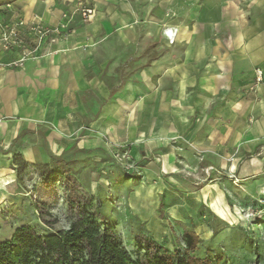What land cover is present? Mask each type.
<instances>
[{
    "label": "crops",
    "instance_id": "obj_1",
    "mask_svg": "<svg viewBox=\"0 0 264 264\" xmlns=\"http://www.w3.org/2000/svg\"><path fill=\"white\" fill-rule=\"evenodd\" d=\"M76 1L84 2L0 0L11 5L0 23L55 25ZM155 1L91 0V20L76 16L74 29L46 39L37 58L0 67V200L19 179L20 161L31 176L74 148L95 158L105 138L158 148L137 192L169 185L162 161L167 171L200 154L264 198V0H196L194 11L175 7L174 16L172 0H157L156 10ZM19 57L0 49V61Z\"/></svg>",
    "mask_w": 264,
    "mask_h": 264
},
{
    "label": "rangeland",
    "instance_id": "obj_2",
    "mask_svg": "<svg viewBox=\"0 0 264 264\" xmlns=\"http://www.w3.org/2000/svg\"><path fill=\"white\" fill-rule=\"evenodd\" d=\"M81 3L92 7L95 16L96 8L91 0L76 1L63 12L58 24L49 26H58L64 14H71ZM160 5L156 0L155 10ZM0 6L3 10L11 5ZM175 7L194 11L198 3L172 0L167 3V14L174 16ZM79 15L73 14L59 39L74 29V18ZM104 141L105 147L95 158L89 151L76 148L68 152L71 154L59 157L74 169L80 194L93 196L102 204L108 225L113 226L134 259L140 257L143 264H157L156 249H147L146 238L161 244V254H171L174 259L185 257L184 233L193 230L199 235L200 243L189 254L209 257L214 264H264V198L249 196L231 168L220 163L207 164L200 154L175 167L172 164L167 171L162 161L160 168L169 185L157 193L148 189L137 192L143 181L142 170L154 166L161 158L155 156L158 148L150 146L147 140L113 142L105 138ZM169 147L172 152L175 150L172 144ZM18 167L20 170L21 165ZM27 171H21L5 199L0 200L2 241L10 239L23 225L46 235L68 229L78 217L77 210L69 204L70 183L63 175L57 174V180L51 182L42 178L40 169L31 176ZM135 204L139 206L134 208ZM139 235L142 242L137 240Z\"/></svg>",
    "mask_w": 264,
    "mask_h": 264
},
{
    "label": "trees",
    "instance_id": "obj_3",
    "mask_svg": "<svg viewBox=\"0 0 264 264\" xmlns=\"http://www.w3.org/2000/svg\"><path fill=\"white\" fill-rule=\"evenodd\" d=\"M19 165L21 171L28 166L23 160ZM39 169L46 180L56 181L60 173L70 183L69 204L77 210L78 217L68 229L46 235L37 233L30 225L20 226L10 239L0 240V264H143L140 257L131 256L113 226L108 225L102 204L93 196L80 194L74 169L64 158L53 156L51 164L40 165ZM137 240L142 242L140 235ZM184 240L187 256L178 259L168 253L161 254L162 246L156 240L146 238L145 246L148 250L156 249L157 264H214L209 257L189 254L200 243L195 231L187 230Z\"/></svg>",
    "mask_w": 264,
    "mask_h": 264
},
{
    "label": "built area",
    "instance_id": "obj_4",
    "mask_svg": "<svg viewBox=\"0 0 264 264\" xmlns=\"http://www.w3.org/2000/svg\"><path fill=\"white\" fill-rule=\"evenodd\" d=\"M1 11L2 8L0 6ZM75 13H79L85 21L90 20L94 16L93 8L81 3L72 10L71 14H64V20L55 27L44 24L40 18L26 20L20 17L12 22L0 23V49L3 51L18 49L20 51L18 59L8 63L0 61V67L23 66L27 60L37 58V51L43 42L46 39L51 43L56 42L62 32L68 27ZM167 35L170 41L173 42L174 38L170 36V32ZM256 80H263V73L260 69H256Z\"/></svg>",
    "mask_w": 264,
    "mask_h": 264
},
{
    "label": "bare ground",
    "instance_id": "obj_5",
    "mask_svg": "<svg viewBox=\"0 0 264 264\" xmlns=\"http://www.w3.org/2000/svg\"><path fill=\"white\" fill-rule=\"evenodd\" d=\"M15 179L12 176L5 177L4 182L5 184H11Z\"/></svg>",
    "mask_w": 264,
    "mask_h": 264
}]
</instances>
